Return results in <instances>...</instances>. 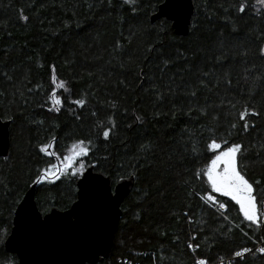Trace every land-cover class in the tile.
<instances>
[{"label":"trees","instance_id":"1","mask_svg":"<svg viewBox=\"0 0 264 264\" xmlns=\"http://www.w3.org/2000/svg\"><path fill=\"white\" fill-rule=\"evenodd\" d=\"M162 1L0 0V119L11 121L0 264H19L4 242L34 181L43 212L73 202L82 172L44 176L81 141L84 169L135 176L110 255L85 264H228L263 234L264 4L194 0L189 32L178 34L167 17L151 20ZM237 144L257 222L206 178L214 154ZM230 264H264V252Z\"/></svg>","mask_w":264,"mask_h":264},{"label":"water","instance_id":"2","mask_svg":"<svg viewBox=\"0 0 264 264\" xmlns=\"http://www.w3.org/2000/svg\"><path fill=\"white\" fill-rule=\"evenodd\" d=\"M194 0H163L151 20L167 17L178 34L189 32ZM10 119H0V156L10 154ZM135 176L118 179L87 166L77 179V198L66 209L53 206L43 212L36 200L34 181L18 203L6 250L19 264H85L107 258L122 215V203Z\"/></svg>","mask_w":264,"mask_h":264},{"label":"snow or ice","instance_id":"3","mask_svg":"<svg viewBox=\"0 0 264 264\" xmlns=\"http://www.w3.org/2000/svg\"><path fill=\"white\" fill-rule=\"evenodd\" d=\"M129 2H133V0H129ZM260 3L264 4V0H259ZM240 11H244L243 6ZM59 87L63 88V82H60ZM53 99L55 104H60V100L55 98V94L53 93ZM77 103L82 104L83 101H78ZM57 110H59L57 108ZM250 113L248 109H244L241 112L240 118L245 119ZM255 114V113H252ZM247 122L244 124V128L247 129ZM109 135L108 131L104 132V137L107 138ZM46 146L42 151H47ZM213 149H217L220 145L216 144L215 141L211 144ZM241 145H233L228 148L227 151L222 152L220 155L216 156V158L212 161L211 167L207 171L208 179L211 181V184L215 191L222 192L224 195H230L232 199L237 200L240 203L244 216L247 220L252 222L258 221V214L255 204V197L252 196L253 188L252 185L245 179V177L238 171L237 169V155L241 151ZM76 148L79 149L77 155L84 154L86 155L88 152V147L81 141ZM223 165L221 168L220 166ZM82 167V165H81ZM47 175V170L45 172ZM223 207V205H221ZM244 251H249L245 249ZM259 251L264 252V249H259ZM242 252H237V256H241ZM200 264H204V262H200Z\"/></svg>","mask_w":264,"mask_h":264},{"label":"rangeland","instance_id":"4","mask_svg":"<svg viewBox=\"0 0 264 264\" xmlns=\"http://www.w3.org/2000/svg\"><path fill=\"white\" fill-rule=\"evenodd\" d=\"M228 148H230V147H228ZM228 148L218 150L214 154V157L211 159L210 163L207 165L206 178H207V181H208L212 191L214 190V188L211 184V181H209V179H208L207 171L211 167L212 161L216 158V156L220 155L224 151H227ZM78 151H79V149L76 148V144L72 145V148H70L66 152V154H65L66 156H64L63 160L62 161L60 160V162H59L60 164L56 163V165H53L54 169L52 171L48 172V174L46 176H44V179L52 180V179H55L57 177H62V178L63 177H72L73 175L80 174L83 171L84 166L82 165V161L79 158V156L81 154L77 155ZM81 165H82V167H81ZM220 167L222 168L223 165H221ZM237 169H238V166H237ZM238 171L240 172L239 169H238ZM219 193H222V192H219ZM227 196L231 197L230 195H227ZM252 196H253V194H252ZM255 204H256V201H255ZM238 205L242 211L240 203H238ZM256 209H257V214H258V218H259V209H258L257 204H256ZM242 213H243V211H242Z\"/></svg>","mask_w":264,"mask_h":264},{"label":"built area","instance_id":"5","mask_svg":"<svg viewBox=\"0 0 264 264\" xmlns=\"http://www.w3.org/2000/svg\"><path fill=\"white\" fill-rule=\"evenodd\" d=\"M208 198L212 199L214 202H216L215 206L218 207L220 210H225L226 205L223 202L220 201H216L215 198L212 195L208 194ZM221 205H223V207H221ZM262 227L264 230V213H263V222H262ZM259 249H264V231L263 234L261 235V237L256 241V244L254 245V247L247 249L249 251H241L243 254L241 256H237L236 254L233 257H229L226 259L227 263L230 264L232 263V261L237 258V257H243L244 254L250 253V251H259ZM261 252V251H259Z\"/></svg>","mask_w":264,"mask_h":264},{"label":"flooded vegetation","instance_id":"6","mask_svg":"<svg viewBox=\"0 0 264 264\" xmlns=\"http://www.w3.org/2000/svg\"><path fill=\"white\" fill-rule=\"evenodd\" d=\"M114 184H115V181H114ZM76 198H77V187H76V197L74 198V200H75ZM74 200H73V201H74Z\"/></svg>","mask_w":264,"mask_h":264}]
</instances>
